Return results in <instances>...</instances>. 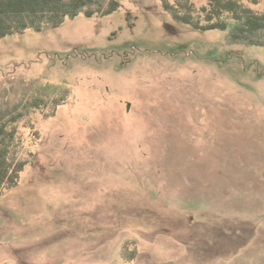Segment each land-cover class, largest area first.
I'll return each instance as SVG.
<instances>
[{"label":"rangeland","instance_id":"obj_1","mask_svg":"<svg viewBox=\"0 0 264 264\" xmlns=\"http://www.w3.org/2000/svg\"><path fill=\"white\" fill-rule=\"evenodd\" d=\"M119 1L0 39V264H264V46Z\"/></svg>","mask_w":264,"mask_h":264},{"label":"trees","instance_id":"obj_2","mask_svg":"<svg viewBox=\"0 0 264 264\" xmlns=\"http://www.w3.org/2000/svg\"><path fill=\"white\" fill-rule=\"evenodd\" d=\"M167 1L165 10L178 22L196 30L225 31L229 28L225 15H229L235 22L230 31L231 42L264 46V14H256L244 7L242 0H208L210 8L204 16L193 14L189 0H174L179 8ZM119 8V0H0V39L31 29L56 28L67 18H75L79 14L89 18L107 16ZM5 116H0V194L16 185L25 165L24 161L17 162L15 150L18 143L14 142V130L6 127L15 122L17 116L13 115L11 119Z\"/></svg>","mask_w":264,"mask_h":264}]
</instances>
